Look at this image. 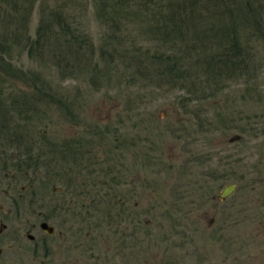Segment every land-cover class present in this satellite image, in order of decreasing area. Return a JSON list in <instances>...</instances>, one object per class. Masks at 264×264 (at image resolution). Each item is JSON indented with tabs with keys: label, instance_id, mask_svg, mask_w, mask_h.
Instances as JSON below:
<instances>
[{
	"label": "rangeland",
	"instance_id": "rangeland-1",
	"mask_svg": "<svg viewBox=\"0 0 264 264\" xmlns=\"http://www.w3.org/2000/svg\"><path fill=\"white\" fill-rule=\"evenodd\" d=\"M192 1L0 0V264H264V0L184 22ZM220 1L252 36L227 79L205 60ZM57 18L84 64L29 50ZM162 53L194 76L162 79Z\"/></svg>",
	"mask_w": 264,
	"mask_h": 264
},
{
	"label": "trees",
	"instance_id": "trees-1",
	"mask_svg": "<svg viewBox=\"0 0 264 264\" xmlns=\"http://www.w3.org/2000/svg\"><path fill=\"white\" fill-rule=\"evenodd\" d=\"M205 3H211L210 0H204ZM201 2L199 0H193L192 1V7L188 8L190 10V13L188 16L185 17L183 20L184 22H187L189 20L194 21L195 19H198L199 21L204 20V12H197L195 7H197V4H200ZM235 4V3H234ZM201 7V6H200ZM250 7V6H249ZM203 10H208V19L211 20L210 23L213 22V17H217L220 14H223L224 17L226 16L228 19H225V24L223 27H220L219 30H214V25H210V28L207 30L212 31V37L213 40L216 39L219 42V46L222 47L220 52H215L214 55L210 59H206V61H209L212 65H216L215 71L218 73L220 77L223 79H227L229 76L236 75L238 70L244 71L245 69H248V61L247 59L251 58L252 55V49H251V43L250 41L251 37H246V41L242 43V27H241V21L237 19L235 16V12L238 11V9L234 8V5L232 7L228 5L227 3H224L222 5V2L211 5H206L202 7ZM185 10H182L179 14L180 16L182 13H186ZM249 10V9H248ZM179 12V11H178ZM251 13V11H249ZM199 14V16H198ZM198 16V17H196ZM243 20V19H242ZM177 21V20H176ZM56 23V24H54ZM54 24V25H53ZM255 24L256 33L254 36L256 39H260L264 43V29H261L260 26H258V19ZM56 26V27H55ZM58 27V28H57ZM39 33L37 34V40H35L33 43H31V47L29 46V50H36L41 51L40 46L42 43V40L44 39V43L47 42L49 37L53 43V54H55V50L57 55L55 54L54 59L56 58L57 62L59 64H67L68 66L71 65L73 67H76V64L81 65L83 63L82 58L84 56V53H90L92 54L94 47L89 45V41L85 37H79L78 35H75L71 33L70 27L67 26L65 21L61 20L60 18H57V20H53L50 22L49 25H44L39 27ZM209 34V35H211ZM205 35V36H209ZM242 41V42H241ZM215 41L211 42L214 43ZM221 42V43H220ZM35 46V48H33ZM39 47V48H38ZM34 49V50H33ZM59 49V50H58ZM220 48H217L219 50ZM35 52V51H34ZM154 58V59H153ZM151 63L158 65L159 67H163V70L160 73V77L163 79L165 76L174 75L173 78H175V81L177 79H187L189 77H193L195 72L191 69H184L181 62H177L173 57L167 54H158L153 56ZM157 64H156V62ZM172 60V61H171ZM169 61H171L169 63ZM84 64V63H83ZM217 66H219L217 68ZM166 68V69H165ZM96 69V70H95ZM165 69V71H164ZM93 74H91V83L96 85V82L98 81V65L95 64L93 67ZM194 72V74H193ZM189 74V76L187 75ZM184 79V80H185ZM183 80V81H184ZM3 115V114H2ZM4 117V115H3Z\"/></svg>",
	"mask_w": 264,
	"mask_h": 264
},
{
	"label": "water",
	"instance_id": "water-1",
	"mask_svg": "<svg viewBox=\"0 0 264 264\" xmlns=\"http://www.w3.org/2000/svg\"><path fill=\"white\" fill-rule=\"evenodd\" d=\"M234 189H235V184L226 186L221 192V195H220L221 198H226L230 196L232 192L234 191ZM40 228L46 231L49 235H52L55 232L54 227L49 225L47 222H41Z\"/></svg>",
	"mask_w": 264,
	"mask_h": 264
},
{
	"label": "flooded vegetation",
	"instance_id": "flooded-vegetation-1",
	"mask_svg": "<svg viewBox=\"0 0 264 264\" xmlns=\"http://www.w3.org/2000/svg\"><path fill=\"white\" fill-rule=\"evenodd\" d=\"M43 222H47V221H43ZM48 223V222H47ZM49 224V223H48ZM41 225V224H40ZM40 225H39V228H40ZM50 225V224H49ZM51 226H53V225H51ZM32 227L33 228H35L36 227V225L34 224V225H32ZM54 227V226H53ZM6 229V224H4V223H2V224H0V233L1 232H3V230H5ZM40 230L41 231H44V230H42V228H40ZM44 232H46V231H44ZM47 233V232H46ZM48 234V233H47ZM27 238L30 240V241H34L35 239H36V237H35V235L34 234H32V233H29L28 234V236H27ZM4 251V248H0V254L2 253Z\"/></svg>",
	"mask_w": 264,
	"mask_h": 264
}]
</instances>
